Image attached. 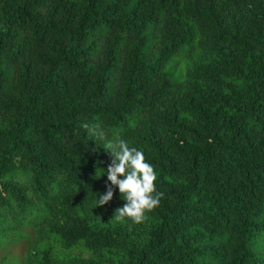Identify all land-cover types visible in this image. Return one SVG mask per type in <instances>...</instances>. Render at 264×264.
<instances>
[{
	"label": "trees",
	"instance_id": "16d2710c",
	"mask_svg": "<svg viewBox=\"0 0 264 264\" xmlns=\"http://www.w3.org/2000/svg\"><path fill=\"white\" fill-rule=\"evenodd\" d=\"M85 123L153 166L141 223ZM0 264H264V0H0Z\"/></svg>",
	"mask_w": 264,
	"mask_h": 264
},
{
	"label": "clouds",
	"instance_id": "9594fccd",
	"mask_svg": "<svg viewBox=\"0 0 264 264\" xmlns=\"http://www.w3.org/2000/svg\"><path fill=\"white\" fill-rule=\"evenodd\" d=\"M88 134L103 144V149L110 153L112 160L107 168L106 192L98 194L96 207L108 204L114 196V188H118L120 197L125 201L122 207L114 210L113 218L117 221L129 219L139 224L159 205L163 193L155 188L157 176L153 166L146 162L143 151L130 147L128 142L118 135H110L99 124L83 125ZM105 170L102 169V175ZM122 177V178H121Z\"/></svg>",
	"mask_w": 264,
	"mask_h": 264
},
{
	"label": "rangeland",
	"instance_id": "374dc122",
	"mask_svg": "<svg viewBox=\"0 0 264 264\" xmlns=\"http://www.w3.org/2000/svg\"><path fill=\"white\" fill-rule=\"evenodd\" d=\"M185 66V62L181 61H170L167 66L166 70L171 73L172 76H178L180 74V69Z\"/></svg>",
	"mask_w": 264,
	"mask_h": 264
}]
</instances>
